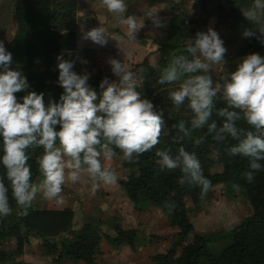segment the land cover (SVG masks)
<instances>
[{
  "label": "clouds",
  "instance_id": "clouds-1",
  "mask_svg": "<svg viewBox=\"0 0 264 264\" xmlns=\"http://www.w3.org/2000/svg\"><path fill=\"white\" fill-rule=\"evenodd\" d=\"M108 13L119 18L126 35L135 39L144 27L143 19L127 13L125 0H101ZM242 15L253 22L256 31L246 30L245 36H256L264 44V0H252L251 6L241 9ZM145 16L155 27H163L156 11ZM109 35L101 27L85 34L86 39L105 45ZM226 48L218 33L209 28L207 33L197 32L185 43V53L174 56L164 66L157 83L173 87L168 97L178 108L187 102L192 118L180 121L175 127L182 134L178 139L190 137L192 131L207 126V134L217 142L231 138L237 143L231 147V155L247 158L248 169L244 179L251 183L255 174L264 170V57L250 53L241 58L237 68L228 74L223 84L213 86L207 73L223 61ZM58 84L63 88L59 101L49 100L43 93L28 91L18 101L14 93L28 88L26 78L18 70L10 68L11 53L0 42V165L5 169L0 177V217L9 216L13 209L11 198L17 206V215L26 217L39 194L42 199L59 200L66 183H84L91 180V193L95 195L101 184L114 185L118 175L110 163L118 149L123 159L136 161L140 155L151 151L160 143L164 130L162 112L141 98L137 91L141 84L134 79V72L126 63L109 58L112 73L118 78L100 81L99 97L88 84V75L74 72L73 61L57 56ZM199 73V74H197ZM220 93L227 107L217 111L222 118L209 123L214 98ZM245 121L251 130L237 126ZM58 126V127H57ZM204 136L194 140L203 143ZM41 148L36 163L42 179L33 182L28 164L29 148ZM157 163L167 169L179 168L182 175L178 183L199 186L200 198L204 199L212 188V182L203 174L194 152L180 147L175 156L170 150H158ZM7 180V185L5 184ZM238 189L239 185L234 184ZM164 207L174 211V201L165 200Z\"/></svg>",
  "mask_w": 264,
  "mask_h": 264
},
{
  "label": "trees",
  "instance_id": "trees-1",
  "mask_svg": "<svg viewBox=\"0 0 264 264\" xmlns=\"http://www.w3.org/2000/svg\"><path fill=\"white\" fill-rule=\"evenodd\" d=\"M213 1L216 6L204 10L207 15L214 12L219 19L223 16L229 17L233 20L229 25L230 29L234 28L238 21L246 23L244 31L251 27L255 28V24L246 19L241 12L242 8L251 6L252 0ZM199 2L203 8L210 4V0ZM12 3L11 19L14 31L4 46L12 56L10 68L20 71L28 84L26 90L14 93L18 101H22V97L28 91L43 93L45 104L49 100L59 101L63 88L58 84V55L65 60L73 61L72 70L78 75H88L87 82L98 97L102 92L99 84L103 78L107 77L109 81L118 79L112 73L108 59H95L93 49L81 47L80 51L78 50V44L81 45L77 33L73 30L76 0H12ZM176 31L180 39L196 35L197 32L206 33L202 24L197 25L194 30L191 27L186 28V25L184 28L179 26ZM258 35L259 33L256 34ZM256 36H246L250 42L244 50L245 56L253 52L264 55V44ZM183 43L179 46L174 43L170 47H178L179 55L186 54ZM74 51L80 52V59H73ZM118 61L130 66L136 75L134 79L141 84V87L137 88L141 98L148 99L154 110L162 112L165 122L160 143L151 151L140 155L136 161L124 160L123 154L115 149L117 154L122 156L121 167L127 170V174L118 180V184L123 188L133 208L137 211L150 206L159 208L169 215L170 225L177 229L175 239L166 251L150 256V262L264 264V170L256 173L251 183L247 182L243 177V173L248 169L247 158L230 154L231 147L237 142L230 137L222 142L213 140L211 135L207 134V126L192 131L190 137L178 139L182 134L175 125L182 120L190 122L193 114L188 109L187 102L177 108L169 99L168 91L172 85L157 83L161 69L168 63L157 67L144 65L134 58ZM221 95L218 93L214 98L209 123L212 121H216L218 125L221 123L222 118L217 115V111L227 107L226 102L220 98ZM237 126L251 130L245 121H238ZM200 136H204L205 140L196 145L194 140ZM180 147L196 154L203 174L212 182V186L221 183L230 190L244 192L251 213L236 227L203 235L193 231L189 212L197 209L201 199L200 188L187 183L179 184L182 175L180 169L162 167L157 163L158 157L155 155L158 150H170V154L175 156ZM41 152V148L30 147L27 150L33 182L41 177L36 163V156ZM259 162L264 165V161ZM213 163L221 164L222 169L219 173L210 174L209 167ZM4 175L5 169L0 165V177ZM7 183L5 179V184ZM234 184H238L239 188H233ZM165 200L175 202L174 211L169 212L164 207ZM9 201L13 211L7 217H0V243L3 239L12 238L15 247L11 251L0 248V262L14 264L13 256L22 254L23 246L32 237L39 240L44 253L52 257L55 263L65 259L75 264L78 262L95 264L101 240L97 222L90 220L75 228L73 223L75 213L72 209L38 208L35 205L26 217H20L17 215L18 209L10 191ZM111 226L114 234L104 235L107 244L114 248L123 244L131 247L134 245L136 233L133 229H123L118 222H112Z\"/></svg>",
  "mask_w": 264,
  "mask_h": 264
},
{
  "label": "rangeland",
  "instance_id": "rangeland-1",
  "mask_svg": "<svg viewBox=\"0 0 264 264\" xmlns=\"http://www.w3.org/2000/svg\"><path fill=\"white\" fill-rule=\"evenodd\" d=\"M12 4V0H0V42L4 45L14 31L11 19ZM125 4L128 7L125 15L134 14L138 19H143L144 27L139 30L135 39H130L126 35V29L119 24V18L108 13L101 5V0H76L73 30L77 33L81 45L78 44V50L80 51L81 47L93 49L95 59L99 60L134 58L144 65L158 67L169 63L172 54L173 57L179 55L178 47L171 48V44L176 43L179 46L182 42L185 44L189 38H194L195 34L178 38L176 30L179 26L184 28L186 25V28L191 27L194 30L197 25L202 24L206 33L209 28L215 30L226 48L222 63L214 65L207 73L212 78L213 86L217 82L223 84L224 79L237 68L241 58L245 56L244 50L250 42L244 35L246 23L236 22L235 27L231 28L232 31L229 25L233 20L229 17L223 16L219 19L214 12L207 15L204 10L216 6L213 0L204 8L201 7L199 0H125ZM148 11H156L164 26L155 27L152 20L145 16ZM99 27L109 35L107 43L103 46L85 38L89 30ZM248 30L256 31V26ZM77 51H74V60L81 57ZM260 56L264 57L263 54ZM134 78L136 79V75ZM121 160L122 156L117 154L110 162L118 175V180L127 174V170L121 167ZM221 169V164L213 163L209 167V172L219 173ZM40 179L42 177L36 182ZM118 180L114 185L101 184L95 195L91 193V180L76 184L69 182L65 184L59 200H44L38 194L33 205L57 210L70 207L75 213L73 219L75 228L90 220L97 222L101 240L95 264H152L150 256L164 253L175 239L177 229L170 225L169 215L159 208L150 206L141 211L135 210L123 188L119 186ZM250 213L243 191L230 190L219 183L212 186L204 199H200L197 209L189 212V219L193 231L203 235L236 227ZM112 222H118L123 229L135 231L136 237L132 247L123 244L114 248L107 244L104 235L114 234ZM14 247L15 242L12 238L3 239L0 243V248L6 251H11ZM13 263L75 264L65 259L55 263L52 257L44 253L39 240L32 237L23 246V253L13 256Z\"/></svg>",
  "mask_w": 264,
  "mask_h": 264
},
{
  "label": "crops",
  "instance_id": "crops-1",
  "mask_svg": "<svg viewBox=\"0 0 264 264\" xmlns=\"http://www.w3.org/2000/svg\"><path fill=\"white\" fill-rule=\"evenodd\" d=\"M36 181H37V180H36ZM36 181H35V182H36ZM68 208L71 209L70 207H68ZM74 217H75V216H74ZM73 223H74V221H73Z\"/></svg>",
  "mask_w": 264,
  "mask_h": 264
}]
</instances>
